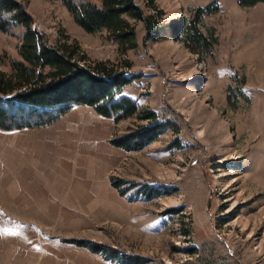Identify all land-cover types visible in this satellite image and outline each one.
Here are the masks:
<instances>
[{"label":"rangeland","instance_id":"374dc122","mask_svg":"<svg viewBox=\"0 0 264 264\" xmlns=\"http://www.w3.org/2000/svg\"><path fill=\"white\" fill-rule=\"evenodd\" d=\"M19 1L33 29L51 42L69 39L80 64L136 75L125 94L173 116L180 130L126 152L109 141L145 122L114 124L77 106L46 127L0 131V180L23 165V130L51 129L70 187L45 215H0V264H117L69 240L145 264H264V4L154 0L162 38L147 39L142 22L130 20L136 46L125 50L105 32H84L60 0ZM211 3L219 9L203 16L200 30L216 44L206 54L188 47L182 33L194 10ZM17 44V35L0 33V57H15ZM157 185L166 191L160 197L136 194ZM16 201L0 192V207Z\"/></svg>","mask_w":264,"mask_h":264},{"label":"trees","instance_id":"16d2710c","mask_svg":"<svg viewBox=\"0 0 264 264\" xmlns=\"http://www.w3.org/2000/svg\"><path fill=\"white\" fill-rule=\"evenodd\" d=\"M153 14H146L136 0H60L73 21L86 33L105 32L107 39L122 49L136 46V34L130 20L142 22L147 39L158 41L166 30L154 0H143ZM244 9L264 4V0H238ZM215 3L194 10L189 25L183 30V41L197 52L211 54L216 37L200 30L204 15L217 12ZM34 20L19 0H0V33L17 35L15 57H0V131L11 132L49 126L74 107L84 106L98 117L118 124L137 118L140 124L109 143L126 152L142 150L167 131L178 133L180 127L173 116L159 115L142 109L125 94L138 77L97 63L92 67L76 59V47L66 36L51 42L45 33L33 29ZM118 189L122 181L113 179ZM137 186V185H136ZM139 188L136 194L146 201L166 191L160 186ZM123 193V192H122ZM76 246L101 255L117 264H145V260L129 256L117 249L83 240H69Z\"/></svg>","mask_w":264,"mask_h":264},{"label":"crops","instance_id":"0c3cea01","mask_svg":"<svg viewBox=\"0 0 264 264\" xmlns=\"http://www.w3.org/2000/svg\"><path fill=\"white\" fill-rule=\"evenodd\" d=\"M52 132L23 130V165L16 163L0 180V192L19 202L0 207V215H45L43 210L56 206L61 193L67 195V176L60 177V141Z\"/></svg>","mask_w":264,"mask_h":264},{"label":"snow or ice","instance_id":"6c2138e0","mask_svg":"<svg viewBox=\"0 0 264 264\" xmlns=\"http://www.w3.org/2000/svg\"><path fill=\"white\" fill-rule=\"evenodd\" d=\"M0 234H4V233H0Z\"/></svg>","mask_w":264,"mask_h":264}]
</instances>
